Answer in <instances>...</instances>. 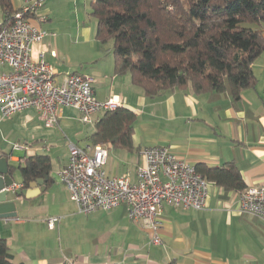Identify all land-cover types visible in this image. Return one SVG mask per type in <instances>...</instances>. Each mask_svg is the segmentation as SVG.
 <instances>
[{
	"label": "crops",
	"instance_id": "1",
	"mask_svg": "<svg viewBox=\"0 0 264 264\" xmlns=\"http://www.w3.org/2000/svg\"><path fill=\"white\" fill-rule=\"evenodd\" d=\"M9 1L12 10L24 3ZM53 1H47L40 11L46 17L44 22L32 20L47 33L42 42L33 45L32 60L37 61L42 52L58 81L69 73L90 76L98 101L119 96L125 101L122 107L136 117L133 150H117L109 144L108 176L126 175L135 181L140 150L166 146L193 166L222 168L233 164L245 187L264 185V54L252 65L255 85L244 89L238 100L228 92L198 94L190 88H175L148 98L131 84L128 74L114 73L113 55L105 59L98 52V59L92 62L97 64L82 70L76 68L78 61L64 63L66 56L60 49L66 45L65 37L48 31L52 8L57 5ZM81 1L85 6V0H73V4ZM3 20L0 7V24ZM75 33L84 38L80 45L86 49L98 44L88 28H76ZM102 115L95 117L96 122ZM94 130L95 126L82 124L70 107L61 109L58 125L53 128H45L38 112L31 108L8 119L0 116V154L11 153L9 165H23L35 155L50 160V184L41 179L45 190L24 200L25 209L18 211L16 218L0 220V238L6 240L15 264H264V221L238 212L237 193L213 184L203 210L163 205L160 245H152L149 233L128 219L124 204L85 216L78 211L71 213L72 202L56 173L68 160V142L83 146ZM7 142L10 151L2 145ZM16 143L28 149L13 151ZM13 152L21 155L13 156ZM13 179V184L22 183L19 170L13 172ZM28 189L30 185L23 193ZM48 191L54 197L56 215L34 221V198ZM50 217L59 219L53 230L46 225Z\"/></svg>",
	"mask_w": 264,
	"mask_h": 264
},
{
	"label": "trees",
	"instance_id": "2",
	"mask_svg": "<svg viewBox=\"0 0 264 264\" xmlns=\"http://www.w3.org/2000/svg\"><path fill=\"white\" fill-rule=\"evenodd\" d=\"M0 7L1 30L16 10L9 0H0ZM89 15L96 20L95 40L101 45L112 42L114 73L128 74L131 84L148 98L190 88L198 94L228 92L235 101L256 83L252 65L264 54V0H92ZM135 122L126 108L107 111L87 140L132 151ZM13 168L22 178V196L38 179L47 186L51 182L47 156L28 157ZM195 168L225 191L246 188L233 164ZM0 264H15L3 238Z\"/></svg>",
	"mask_w": 264,
	"mask_h": 264
},
{
	"label": "built area",
	"instance_id": "3",
	"mask_svg": "<svg viewBox=\"0 0 264 264\" xmlns=\"http://www.w3.org/2000/svg\"><path fill=\"white\" fill-rule=\"evenodd\" d=\"M47 1L24 0L0 30V116L8 118L31 108L38 112L45 128H53L58 125L61 109L70 107L78 113L82 124L94 127L98 114L122 107L125 101L119 96L98 101L94 81L88 75L69 73L58 81L42 52L37 61L32 60L33 45L42 42L47 35L33 25L32 20L45 21L40 11ZM67 146L68 160L56 175L77 211L89 215L124 204L128 219L149 233L152 245L161 244L164 204L195 211L206 206L211 183L169 147L140 150L136 179L132 181L126 175H107L109 144L77 146L68 142ZM27 149L18 143L12 146L13 151ZM20 189L21 185L12 184L6 191L15 193ZM237 195L238 212L264 221V185L246 187ZM58 220L48 218L47 228L53 230Z\"/></svg>",
	"mask_w": 264,
	"mask_h": 264
},
{
	"label": "rangeland",
	"instance_id": "4",
	"mask_svg": "<svg viewBox=\"0 0 264 264\" xmlns=\"http://www.w3.org/2000/svg\"><path fill=\"white\" fill-rule=\"evenodd\" d=\"M53 3H57V5L52 8L54 11L51 13L49 21L51 24L48 31L55 33L56 36L61 35L65 37L64 41L66 42V45L63 49H60L61 54L66 56L62 59L65 64H73L75 61H78L80 64H78L76 68L82 70L94 65L95 63L97 64V62L94 64L92 62L98 59V52H101L100 55L102 58L106 59L107 57H112L111 41L107 42L105 45H101L99 43L95 44L93 49L89 47L86 49V45H80L84 38H81L80 36L79 38L76 37V28H88L92 30V38L95 40L96 20L89 15L91 0H85V6H83L82 1L81 4H73V0H54ZM13 138L15 139L16 136H13ZM62 140H64V138H62ZM6 141L7 138L4 142ZM2 145L7 148V151H10L11 144H8L7 142ZM20 155V152H13V156L17 157ZM50 155L52 156V154ZM53 199L54 197L49 193V191L34 198V221L41 220L49 214L56 215L57 210ZM70 211L71 213L73 212L77 214V210L75 209L73 202L71 203ZM82 215L85 216L84 214ZM77 218L83 219L84 217L77 216Z\"/></svg>",
	"mask_w": 264,
	"mask_h": 264
},
{
	"label": "water",
	"instance_id": "5",
	"mask_svg": "<svg viewBox=\"0 0 264 264\" xmlns=\"http://www.w3.org/2000/svg\"><path fill=\"white\" fill-rule=\"evenodd\" d=\"M10 154H0V220H9L17 217L20 210L25 209L24 200L33 198L36 194L45 190L42 180L38 179L30 183V189L22 197L21 190L10 193L6 189L13 184L14 166L8 164Z\"/></svg>",
	"mask_w": 264,
	"mask_h": 264
}]
</instances>
